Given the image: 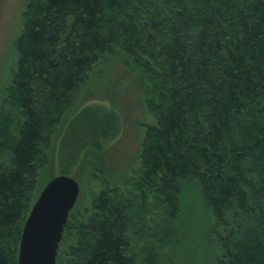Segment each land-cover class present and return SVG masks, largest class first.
Masks as SVG:
<instances>
[{"label":"trees","instance_id":"trees-1","mask_svg":"<svg viewBox=\"0 0 264 264\" xmlns=\"http://www.w3.org/2000/svg\"><path fill=\"white\" fill-rule=\"evenodd\" d=\"M23 17L0 104V264H18L53 139L109 56L139 73L154 123L128 176L97 165L98 141L82 155L100 190L80 191L56 264H158L187 179L215 264H264V0H28Z\"/></svg>","mask_w":264,"mask_h":264},{"label":"rangeland","instance_id":"rangeland-1","mask_svg":"<svg viewBox=\"0 0 264 264\" xmlns=\"http://www.w3.org/2000/svg\"><path fill=\"white\" fill-rule=\"evenodd\" d=\"M27 3L28 0H0V104L16 66V41L24 30ZM124 60V57L109 56L79 91L68 115L71 116L58 128L53 139L49 162L39 173L35 199L59 175L75 179L80 176L84 181L81 195H88L93 187L90 167L87 163L74 167L97 141L102 144L97 150V165L109 174L119 178L128 176L137 165L145 125L153 124L154 119L144 104L146 91L139 73ZM118 117L122 119L120 133L114 128ZM93 188L100 190L98 185ZM180 188L175 236L160 249L158 264H215L220 254L213 233L215 220L201 185L197 180L187 179L181 182ZM82 200L80 207L85 204Z\"/></svg>","mask_w":264,"mask_h":264},{"label":"water","instance_id":"water-1","mask_svg":"<svg viewBox=\"0 0 264 264\" xmlns=\"http://www.w3.org/2000/svg\"><path fill=\"white\" fill-rule=\"evenodd\" d=\"M81 187L67 175L51 179L36 199L25 222L18 264H56L60 243L70 212Z\"/></svg>","mask_w":264,"mask_h":264}]
</instances>
